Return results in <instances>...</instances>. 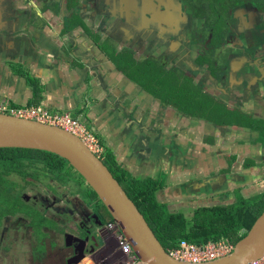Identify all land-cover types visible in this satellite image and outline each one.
Listing matches in <instances>:
<instances>
[{
  "label": "flooded vegetation",
  "instance_id": "af4514ba",
  "mask_svg": "<svg viewBox=\"0 0 264 264\" xmlns=\"http://www.w3.org/2000/svg\"><path fill=\"white\" fill-rule=\"evenodd\" d=\"M18 39L27 44L26 58L18 55ZM73 54L99 67L90 69L88 82L113 84L109 65L117 77L122 73V84H136L152 99H135L131 91L137 106L125 117L153 119L167 138L158 148L169 147L170 159H179L172 183L225 176L246 182L241 190L188 200V210L176 209L186 218L200 207L264 197V0H0V64L29 84L33 98L32 82L44 79L28 76L31 58L55 69L61 56ZM94 127L112 174L143 182L121 165L141 163L131 153L141 155L131 137L138 128L113 145L111 132ZM123 150L130 154L122 158ZM47 154L0 149V263L21 245L31 248L30 264H143L119 248L107 229L110 214L83 178L70 165L51 173ZM73 173L86 200L71 186Z\"/></svg>",
  "mask_w": 264,
  "mask_h": 264
},
{
  "label": "crops",
  "instance_id": "0c3cea01",
  "mask_svg": "<svg viewBox=\"0 0 264 264\" xmlns=\"http://www.w3.org/2000/svg\"><path fill=\"white\" fill-rule=\"evenodd\" d=\"M18 41L16 49L18 50L19 57H28L29 52L25 51L27 49L26 42L19 39ZM22 53L26 55L20 56ZM66 56L67 55H64V57ZM78 57L81 56L73 54V58L68 59H62L61 56V61L59 60L55 69V64L53 67H48L46 65L47 62L44 64L41 63L36 56L30 57L31 63L27 70L28 76L34 77L33 75L36 74L44 79V84L43 81L42 84H39L41 88L40 107L51 112H67L75 118L82 117L80 122L89 130L92 131V128L95 129L94 125L100 126L102 132H104L103 130L111 132L113 137L109 136L113 145L119 144L116 138L121 140L122 137L131 136L130 134H133L134 127L136 126L138 128L136 124L139 123L138 119L132 115H130L132 116L131 118L125 117V113L128 112L130 105H133L132 111H135L137 106V103L134 104L132 102L134 99H128V94L133 91L131 96L143 102H152V99L148 98L146 100L139 89L135 90L131 88L130 84H122V81L119 79L121 76L117 77L112 72L109 65H106V68L108 72H110V76L113 78L114 83L96 84L93 88L86 89L89 80L88 75L91 74L90 69L98 71L99 67L92 62L90 56H88L90 61L82 57L90 68L74 59ZM114 68L116 69L115 66ZM0 97V102L26 108L33 102V91L24 79L14 77L12 73L7 71L6 67L0 64ZM107 101H109V103ZM86 104L88 105V109L85 107ZM101 114L104 115V118H102ZM136 116L138 117V114H136ZM147 119L144 118L140 120V129L138 128L137 135L131 136L133 143H139L142 146L141 155L136 154L137 150H133V148L131 150L132 155L138 157L141 163L138 164L134 161H126L124 159V163L121 162L122 169L125 168V170L127 169L131 172L133 169L135 172H132V175L136 180L158 181L163 188L156 194L157 201L160 204L168 206L170 212H175L177 211L176 209L179 208L188 210V200L190 199L182 198L179 192L180 190L177 188L178 185L186 183H172L171 181L172 169L177 168L179 159L176 158L175 161H173L175 156L170 159L169 147L158 148L159 144H164L162 141H165L167 138L161 136L160 132L153 128V119H148L149 122L146 130L144 125ZM143 143H145V145ZM178 150L179 147H177L176 150V157L182 153L181 150ZM129 154V152L123 150L122 158ZM183 164H185V162ZM192 211L193 210H191L189 214ZM245 235L247 234L244 231L241 236L244 237Z\"/></svg>",
  "mask_w": 264,
  "mask_h": 264
},
{
  "label": "water",
  "instance_id": "95a60500",
  "mask_svg": "<svg viewBox=\"0 0 264 264\" xmlns=\"http://www.w3.org/2000/svg\"><path fill=\"white\" fill-rule=\"evenodd\" d=\"M64 50H67L66 46ZM106 59L114 67L108 56ZM117 74L121 76L118 70ZM95 85L91 82L87 84L89 87ZM132 86L135 90H142L136 84ZM85 107L88 109L87 104ZM0 149L41 151L65 160L97 195L129 242L133 254L143 264H190L178 262L167 253L145 217L130 200L104 161L95 156L79 138L57 127L0 114ZM245 184L240 176H225L216 180L182 184L177 188L184 199H202L227 194L232 189L241 190ZM224 199L228 200L229 197ZM202 204L206 205V201L203 200ZM262 259L264 214L248 235L236 245L231 256L209 264H253Z\"/></svg>",
  "mask_w": 264,
  "mask_h": 264
},
{
  "label": "trees",
  "instance_id": "16d2710c",
  "mask_svg": "<svg viewBox=\"0 0 264 264\" xmlns=\"http://www.w3.org/2000/svg\"><path fill=\"white\" fill-rule=\"evenodd\" d=\"M31 85L34 89V98L28 107H39L41 88L35 82H32ZM153 92L155 93L154 90ZM156 96L159 97L157 94ZM8 105L20 108L12 104ZM74 119L80 121L78 117ZM100 143L104 147L102 142ZM47 156L53 158V160L47 159L48 168L53 174L62 173L64 167L69 165L58 156L49 153ZM111 158H113L112 155ZM58 176L60 177V175ZM115 178L145 217L165 250L177 248L182 241L204 246L210 242L230 240L238 245L264 214V197H260L253 200L240 199L238 204L232 207H200L194 211L191 219H187L182 213H169L168 206L157 201L156 194L163 188L158 181L134 182L124 174ZM91 194L98 200L92 190ZM109 218L111 223L114 222L110 215ZM244 231L247 235L242 237L241 234Z\"/></svg>",
  "mask_w": 264,
  "mask_h": 264
},
{
  "label": "built area",
  "instance_id": "2783aa9c",
  "mask_svg": "<svg viewBox=\"0 0 264 264\" xmlns=\"http://www.w3.org/2000/svg\"><path fill=\"white\" fill-rule=\"evenodd\" d=\"M0 114L9 115L18 119L37 122L40 124L63 129L79 138L85 146L99 159L106 156L105 148L94 132L89 130L82 122L75 120L68 113H55L38 107L13 108L8 103L0 102ZM107 229L116 233L115 239L119 248L127 256H133L129 242L122 235L116 223L108 225ZM236 245L231 241L220 240L210 242L204 246H198L182 241L179 246L167 253L176 261L190 264H209L231 256ZM253 264H264V259Z\"/></svg>",
  "mask_w": 264,
  "mask_h": 264
},
{
  "label": "rangeland",
  "instance_id": "374dc122",
  "mask_svg": "<svg viewBox=\"0 0 264 264\" xmlns=\"http://www.w3.org/2000/svg\"><path fill=\"white\" fill-rule=\"evenodd\" d=\"M185 102H187V100H184ZM182 110L187 111V107H181L179 106ZM93 129V128H92ZM92 132H94V129L92 130ZM105 160V158L103 159V161ZM78 176L73 173V176L71 177V180L73 182L74 185L71 184V186L74 188V190L77 191V193L79 195H81V197L83 198V200H86V196L85 193L86 191L83 190V188L81 187V185L78 182ZM66 179L65 174H60V180ZM180 213V212H178ZM186 213V212H183ZM190 218L187 219H191L193 217V212H191L190 214L188 213ZM18 244H21V242H19ZM14 250L11 252L10 257L8 259H2L0 264H30L31 261V248L26 246L23 247L21 245L18 246H14Z\"/></svg>",
  "mask_w": 264,
  "mask_h": 264
}]
</instances>
